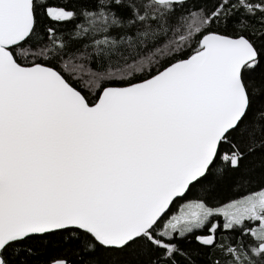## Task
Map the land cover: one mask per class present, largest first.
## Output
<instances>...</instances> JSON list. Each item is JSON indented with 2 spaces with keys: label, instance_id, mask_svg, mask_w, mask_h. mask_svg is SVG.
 I'll return each instance as SVG.
<instances>
[{
  "label": "snow or ice",
  "instance_id": "obj_1",
  "mask_svg": "<svg viewBox=\"0 0 264 264\" xmlns=\"http://www.w3.org/2000/svg\"><path fill=\"white\" fill-rule=\"evenodd\" d=\"M54 243L264 264V0H0V264Z\"/></svg>",
  "mask_w": 264,
  "mask_h": 264
},
{
  "label": "trees",
  "instance_id": "obj_2",
  "mask_svg": "<svg viewBox=\"0 0 264 264\" xmlns=\"http://www.w3.org/2000/svg\"><path fill=\"white\" fill-rule=\"evenodd\" d=\"M237 193H234L228 186L222 187L218 193H217V199L226 202L229 198L236 196ZM64 253L61 250L60 246L58 244H53L51 248H49L44 254H42L39 258V261L37 264H45L50 257L56 256H62ZM125 257L121 256L120 254H113L108 257V260L110 261V264H120V261H122Z\"/></svg>",
  "mask_w": 264,
  "mask_h": 264
}]
</instances>
